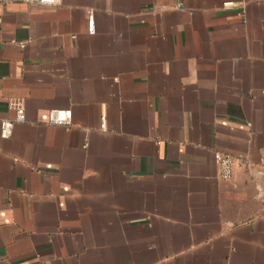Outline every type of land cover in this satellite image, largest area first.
I'll return each instance as SVG.
<instances>
[{"label":"crops","instance_id":"1","mask_svg":"<svg viewBox=\"0 0 264 264\" xmlns=\"http://www.w3.org/2000/svg\"><path fill=\"white\" fill-rule=\"evenodd\" d=\"M14 102L0 264H264V0H0Z\"/></svg>","mask_w":264,"mask_h":264},{"label":"built area","instance_id":"2","mask_svg":"<svg viewBox=\"0 0 264 264\" xmlns=\"http://www.w3.org/2000/svg\"><path fill=\"white\" fill-rule=\"evenodd\" d=\"M25 2H34L40 4H57L59 0H23ZM88 31L93 34L96 31L95 14L93 10H89L88 17ZM26 42H20L22 47ZM13 108L15 109L16 116L14 119H2L1 124V136L8 137L12 134L15 123L24 122L26 120L25 108L21 102H14ZM73 114L70 108H56L50 112V122L65 126V128H71ZM101 127L105 128V116L101 117ZM215 162L219 169V175L223 179H230L236 167V158L225 152L215 151ZM260 166L264 168V157L260 160Z\"/></svg>","mask_w":264,"mask_h":264}]
</instances>
